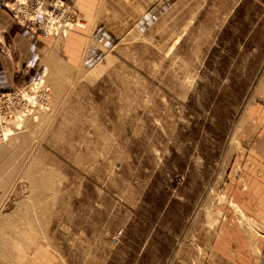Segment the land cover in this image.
<instances>
[{
  "label": "rangeland",
  "instance_id": "rangeland-1",
  "mask_svg": "<svg viewBox=\"0 0 264 264\" xmlns=\"http://www.w3.org/2000/svg\"><path fill=\"white\" fill-rule=\"evenodd\" d=\"M17 1L36 0L3 2L19 24ZM125 2L150 15L115 41L92 28L79 64L63 38L62 61L0 92L50 97L18 103L0 142V264H264V223L232 195L261 127L264 0Z\"/></svg>",
  "mask_w": 264,
  "mask_h": 264
},
{
  "label": "crops",
  "instance_id": "crops-1",
  "mask_svg": "<svg viewBox=\"0 0 264 264\" xmlns=\"http://www.w3.org/2000/svg\"><path fill=\"white\" fill-rule=\"evenodd\" d=\"M139 1L152 4L156 0ZM3 2L5 0H0V92L15 88L19 68L27 67L23 78L38 77L47 67V63L49 64L54 58L62 61L64 54L71 64H79L83 35L91 32L92 28L96 40L115 41L122 38V34L127 32L128 27L134 24L133 22H136L137 17L146 18L150 15L145 13L147 8L142 7L143 4L139 5L140 7H129L131 5L125 0H105L101 11L97 0H66L69 5L79 7L81 16L87 22V29L77 28L69 34L64 43L63 54L60 49L64 40L57 39L56 44L48 47L41 32L29 38L31 34L29 30L17 24L2 11ZM139 18L138 20L142 23L144 19ZM2 45L10 47V49L7 48V53ZM253 110L252 116L255 123L261 126L260 132L257 143L247 151L245 164L242 163L244 168L239 170V184L232 187V195L248 215L264 223V108L257 107Z\"/></svg>",
  "mask_w": 264,
  "mask_h": 264
},
{
  "label": "built area",
  "instance_id": "built-area-1",
  "mask_svg": "<svg viewBox=\"0 0 264 264\" xmlns=\"http://www.w3.org/2000/svg\"><path fill=\"white\" fill-rule=\"evenodd\" d=\"M14 19L30 32H41L45 38L56 37L65 31H72L78 26L74 14L63 0H36L32 5L26 1L15 2L11 6ZM26 104L31 110L43 108L50 102L44 83L24 84L17 90L0 93V139L4 140L11 129L12 122L20 110L18 103ZM28 111L26 110L25 115Z\"/></svg>",
  "mask_w": 264,
  "mask_h": 264
},
{
  "label": "bare ground",
  "instance_id": "bare-ground-1",
  "mask_svg": "<svg viewBox=\"0 0 264 264\" xmlns=\"http://www.w3.org/2000/svg\"><path fill=\"white\" fill-rule=\"evenodd\" d=\"M79 28H84V25L82 24H78ZM70 31H65V33H61L58 35V39H62L63 38H67V36L70 34ZM40 84H43L42 81L39 82ZM26 111H20L19 114L16 115V119L12 122V126L11 129L9 130V133L7 134V137H5L4 140L0 139L1 143H4L5 141L7 142L12 136L16 135L17 133H19L26 121V119H28L27 115H25Z\"/></svg>",
  "mask_w": 264,
  "mask_h": 264
}]
</instances>
